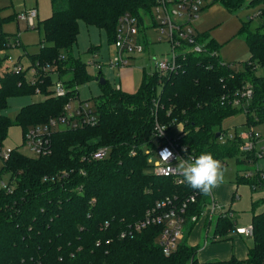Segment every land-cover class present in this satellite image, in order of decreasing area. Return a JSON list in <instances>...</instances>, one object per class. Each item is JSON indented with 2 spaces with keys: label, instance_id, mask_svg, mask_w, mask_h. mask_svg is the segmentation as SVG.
Returning a JSON list of instances; mask_svg holds the SVG:
<instances>
[{
  "label": "trees",
  "instance_id": "obj_1",
  "mask_svg": "<svg viewBox=\"0 0 264 264\" xmlns=\"http://www.w3.org/2000/svg\"><path fill=\"white\" fill-rule=\"evenodd\" d=\"M49 1L51 13L40 20V47L28 54L29 66H35L38 74L36 83L29 82L25 69L0 72V149L10 125H20L25 135L29 127L46 123L59 115L65 102L77 97L78 86L92 77L86 63L72 53L80 20L104 30L112 43L119 16L148 7L145 0ZM214 1L234 10L245 0ZM257 14L260 20L254 29L249 28L248 19L235 35L249 50L241 69L222 63L217 42L208 32H200L206 51L188 52L176 71H143L134 92L111 86L106 79L101 92L91 97L98 111L97 123L51 129L48 154L27 155L11 148L0 166V173L10 174L5 185L0 184V264H264V209L251 215L252 245L244 259L232 255L198 260V247L186 242L189 232L184 231L176 248L165 254L159 244L160 225L139 230L132 227L157 199H181L195 193L187 212L197 215L209 199L184 179L152 171L146 150L155 147V118L168 128L180 123L175 139L193 156L210 152L219 161L229 156L237 160L239 153H244L239 149L242 140L238 134L226 143L219 140L225 133L221 127L224 118L244 110L222 103V95L230 96L249 85L252 96L245 106L244 123H264V6ZM10 35L0 29V50L7 47ZM88 50L97 47L90 45ZM213 50L217 54L211 53ZM6 56H0V62ZM257 66L262 67V73L256 72ZM52 74L64 83V96L51 94ZM36 85L45 95L42 100L23 104L13 119L3 113L9 96L32 94ZM102 145L110 148L107 157L87 158ZM255 158L247 153L243 160ZM235 177L251 189L264 188L263 169L255 168L249 176L236 172ZM192 223L185 222L189 230ZM234 228L233 215L220 211L211 240L224 239Z\"/></svg>",
  "mask_w": 264,
  "mask_h": 264
},
{
  "label": "rangeland",
  "instance_id": "obj_2",
  "mask_svg": "<svg viewBox=\"0 0 264 264\" xmlns=\"http://www.w3.org/2000/svg\"><path fill=\"white\" fill-rule=\"evenodd\" d=\"M13 0H0V29L2 31L12 34H17L20 44L16 45L12 43L2 50H0V56L6 54V58L0 62V72L4 66L12 67L20 65L22 68H27L30 63L28 54L38 51L40 47V40L43 36V29L40 20L51 13V5L49 0H39L38 2V14L34 21L33 27H28L27 24L16 18L17 11L20 7H17ZM264 6V0H245L243 4L234 10H229L221 1L207 0L204 7L199 11L198 16L192 20V27L197 32H208L209 35L218 44V53L223 61L231 63L232 67L236 69L242 68V61L248 58L249 50L246 42L238 38L236 33L239 31L244 22L249 19L248 26L250 29L259 23V16L257 14L258 8ZM146 27L144 29V51L140 55L130 59V64L123 67H113L109 64L110 59L114 56V46L111 42L107 41L106 33L104 30L97 28L94 25H87L83 20L79 21V31L77 34V41L73 45V55L79 57L86 63L88 72L92 75L90 79L81 83L78 86L77 97L71 99L72 105L78 100H84L101 92V84L94 77L100 72V76L107 79L109 84L114 87L120 86V88L127 92H134L143 75V71H149L152 67V58L161 59L167 56L170 52V45L168 41H158L160 32L153 24L151 17H145ZM93 45L97 47L96 51L88 50V47ZM91 61V62H90ZM97 64H100L98 67ZM263 69L257 66L256 72L262 73ZM29 74V71L26 72ZM53 79L56 78L55 74H52ZM45 97L43 93H32L25 95H12L7 98V106L3 109V113L14 118L17 110L26 103L42 100ZM91 104L92 98L89 99ZM245 113L244 110H239L236 113L227 116L221 123L222 129L225 130L223 135V142H227L228 134H240L244 130L249 129V124L244 123ZM255 130H263L261 124H253ZM181 129L180 123L174 124L166 130L168 137H175ZM264 146V137H261L256 143V149H260ZM16 148L27 155H34L33 152L26 146L22 127L18 124H12L9 126L7 135L2 141L1 148ZM245 153H239L236 160L235 156L226 157L223 161H220L227 169L224 183H232L234 185L230 203H223L212 192L215 200L219 206L214 210L211 221H209L208 236L212 235L214 219L220 211H225L230 208L233 213V219L243 225H249L251 223V215L255 210H261L259 208L264 207V197H256L255 194L264 192V188L257 187L251 189L250 185L246 182L236 181V172L243 173L245 171H253L255 168L264 170V151L263 154L257 156L254 161L248 159L244 161ZM151 159H154L152 156ZM2 159L0 158V166ZM10 178L8 172L0 173V180L7 182ZM209 203L206 204L205 208ZM264 209V208H263ZM229 212V211H228ZM229 212V213H231ZM208 215H210V210ZM208 215L200 214L191 232H189V226L186 224L183 226V231L187 234L186 242L189 244L195 236L199 235L197 244L199 247L196 250V258L199 248L204 243L205 225L204 223L208 219ZM201 223V229L198 232V224ZM189 230V231H188ZM244 241H249L247 238H243ZM210 241L211 238L209 237ZM214 242V241H212ZM252 245V244H251ZM211 259V258H210Z\"/></svg>",
  "mask_w": 264,
  "mask_h": 264
},
{
  "label": "built area",
  "instance_id": "obj_3",
  "mask_svg": "<svg viewBox=\"0 0 264 264\" xmlns=\"http://www.w3.org/2000/svg\"><path fill=\"white\" fill-rule=\"evenodd\" d=\"M146 7H140L138 13L124 12L117 21L115 38L112 42L114 46V56L110 59L109 64L113 67H123L130 64V59L136 55L142 54L144 51V39L146 27L145 17H151L156 29L160 32L158 41L166 40L170 45V52L166 57L161 59L152 58V67L149 71H156L160 74L176 71L181 67L186 60L188 52L194 54H201L206 51V46L203 41L199 39L200 32H197L192 27V20L198 16L199 11L204 7L207 0H145ZM37 16V9L35 7H28L16 13V18L24 21L28 27L34 26V21ZM12 43L18 45L19 37L17 34H12L8 37L7 46ZM211 53L217 54L216 50ZM222 63L226 61L220 60ZM91 62V61H90ZM100 67V64H97ZM27 70L26 73L30 83H36L38 74L35 66H27L22 68L20 65L12 67L4 66V69ZM43 71L47 67H42ZM41 74H44L41 72ZM119 87V85H118ZM51 94L54 96H64L66 88L60 79H53L50 85ZM35 93H41L40 87L35 86ZM252 96V90L249 85H244L236 89L233 94L222 95V103H229L231 105L243 107L245 110L246 103ZM69 98L64 106L62 112L56 117L50 118L46 123L37 124L29 127L24 135L26 146L33 152L34 155H45L51 151L48 134L54 128H75L83 125H95L98 121V111L95 104L90 100H78L72 105ZM256 119V117H255ZM263 130H255L253 124H249V129L242 131L239 135L242 140L239 144V149L245 153H252L254 156L263 154L264 146L259 150L256 149V143L264 137V123H261ZM167 124L158 121L156 118L153 122V135L155 136V147L146 151L149 153V162L152 164V171L158 175L175 176L178 180L183 177L172 173L168 170L167 165L159 157L160 152L167 148L175 156L187 158L193 156L183 144L176 141L175 137H168L166 135ZM223 135H219L220 142L224 143ZM233 134H228L227 138H231ZM110 148L102 145L91 151L87 158L100 160L108 156ZM11 148L0 149V158L7 159ZM154 159H151V157ZM249 157V156H248ZM247 157V158H248ZM173 166L177 163L175 159L171 161ZM257 168V167H256ZM245 176L252 174V171L243 172ZM1 185H5L4 181L0 180ZM196 199L195 193H190L181 199L166 196L155 200L154 204L145 210L142 218L138 219L132 224V227L139 230L148 225H160L161 230L159 234V244L165 254H169L176 248L177 241L182 237L183 226L186 220L195 222L200 214L213 213L219 204L214 196L209 195L207 208H204L199 215L189 214L187 212L190 203ZM239 234L251 235L253 234V226L242 225L235 226L234 230ZM124 236V232H121Z\"/></svg>",
  "mask_w": 264,
  "mask_h": 264
},
{
  "label": "crops",
  "instance_id": "obj_4",
  "mask_svg": "<svg viewBox=\"0 0 264 264\" xmlns=\"http://www.w3.org/2000/svg\"><path fill=\"white\" fill-rule=\"evenodd\" d=\"M13 1H15V4L17 5V7H20L19 11L33 6L37 9V14H38L39 0H13ZM13 1L11 2L12 4H13ZM233 187L234 185L232 183H223L218 188L214 189L213 192L223 203H227V202L230 203V200H232L231 192H232ZM255 196L264 197V192H259L255 194ZM259 208L263 210L264 207L262 208V206H260ZM261 210H255V212H258ZM228 211L231 212L230 208L228 209ZM231 214L233 213L231 212ZM206 215H208V213ZM211 219H212V216H211ZM201 223L202 222H199L198 224V232L201 229V226H202ZM249 223H251V220ZM194 224L195 223H192L191 230ZM209 225H210L209 222H207V224L205 225L206 230H205V236H204V243L198 250V253H197L198 260L203 261V260H207L210 258L227 259L232 255H235L236 257L240 259L246 258L248 247L251 246L252 244L251 235H244V234H239L235 231H231L225 235L224 239L215 240L214 242H212L213 240H210V241L208 240L209 237L211 238V236H208ZM242 225L243 224L238 223L237 219L235 220V226H242ZM191 230L189 232H191ZM198 238H199V235L198 236L196 235L195 238L189 242V244L197 245V247H199V245L197 244ZM243 238H247L249 239V241L248 240L244 241Z\"/></svg>",
  "mask_w": 264,
  "mask_h": 264
},
{
  "label": "clouds",
  "instance_id": "obj_5",
  "mask_svg": "<svg viewBox=\"0 0 264 264\" xmlns=\"http://www.w3.org/2000/svg\"><path fill=\"white\" fill-rule=\"evenodd\" d=\"M159 157L172 173L183 177L186 184L204 196L211 195L225 181L227 169L210 152H201L198 156L186 159L175 156L171 150L163 149ZM175 159V166L171 161Z\"/></svg>",
  "mask_w": 264,
  "mask_h": 264
},
{
  "label": "water",
  "instance_id": "obj_6",
  "mask_svg": "<svg viewBox=\"0 0 264 264\" xmlns=\"http://www.w3.org/2000/svg\"><path fill=\"white\" fill-rule=\"evenodd\" d=\"M94 78H95L96 80H98V82H99L100 84L105 83V80H106V78H104L103 76H100V75H97V76H95ZM216 135L218 136L219 133L217 132Z\"/></svg>",
  "mask_w": 264,
  "mask_h": 264
}]
</instances>
